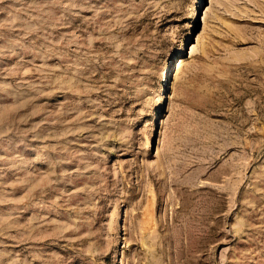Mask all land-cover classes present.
I'll return each mask as SVG.
<instances>
[{
	"label": "rangeland",
	"instance_id": "obj_1",
	"mask_svg": "<svg viewBox=\"0 0 264 264\" xmlns=\"http://www.w3.org/2000/svg\"><path fill=\"white\" fill-rule=\"evenodd\" d=\"M0 264H264V0H0Z\"/></svg>",
	"mask_w": 264,
	"mask_h": 264
}]
</instances>
